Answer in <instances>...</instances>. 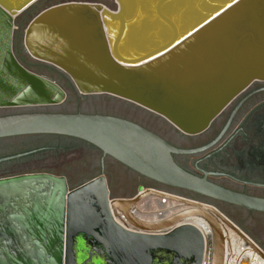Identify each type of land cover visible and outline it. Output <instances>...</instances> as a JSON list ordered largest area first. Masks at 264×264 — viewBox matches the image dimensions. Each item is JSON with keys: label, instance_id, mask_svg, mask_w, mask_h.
Returning <instances> with one entry per match:
<instances>
[{"label": "water", "instance_id": "95a60500", "mask_svg": "<svg viewBox=\"0 0 264 264\" xmlns=\"http://www.w3.org/2000/svg\"><path fill=\"white\" fill-rule=\"evenodd\" d=\"M35 1L0 0V108L66 99L53 79L26 67L58 79L75 106L2 114L0 137L83 140L100 152V171L73 188L47 172L0 177V264H228L234 239L264 264V251L212 204L142 185L131 197H109L103 172L108 156L160 184L264 212V196L219 185L173 161L172 154L201 151L216 138L179 148L106 114L130 115L170 140L167 122L187 135L205 131L252 82H264V0ZM55 2L30 19L22 44L28 19ZM167 201L180 206L162 215L157 208ZM143 202L157 217L136 214Z\"/></svg>", "mask_w": 264, "mask_h": 264}, {"label": "rangeland", "instance_id": "374dc122", "mask_svg": "<svg viewBox=\"0 0 264 264\" xmlns=\"http://www.w3.org/2000/svg\"><path fill=\"white\" fill-rule=\"evenodd\" d=\"M37 1H35L33 4H35ZM113 2H115V0H113ZM56 3H60V2L51 3L42 7L41 9L37 10L28 19L22 30V44H23V32L30 19L45 7H48ZM33 4H31L28 8H30ZM27 9H25L23 12H25ZM23 12L19 13L14 17L12 48H13L15 30L18 26L20 16ZM26 68L35 71L28 67ZM48 77L53 79L65 91L66 99L62 103L56 105H44V106H37L30 108H0V115L14 113L18 111L73 110L75 104L71 99L68 91L63 86V84L58 79H56L51 75H48ZM78 97L80 100L85 99V95H81L79 93H78ZM167 123L170 129L173 142L184 145L190 140L197 141L199 139V135H185L183 133H179L175 127H173L169 122ZM57 144L59 147H55L57 146ZM42 146H53V147L33 150L9 158L1 159L0 177L11 174L28 173V172H47L53 175L64 176L69 187H76L77 185L94 177L100 171V152L96 148H88L86 144H83L76 138L65 135L23 134V135H14L8 137H0V156L27 151ZM178 158L181 159L184 158V156H178ZM103 172L111 196L127 197L130 195H134L137 192L138 186L142 185L144 187L156 188L174 194L182 195L184 197H188L191 199H196L199 201L210 203L213 206H215L219 211H221L226 217H228L232 222L238 225V227H240V229H242L246 234H247L246 231H248L253 236V239H255L253 241L264 251V212L247 211L239 206L222 202L219 200L210 199L182 188L160 185L153 181L143 179L137 173L131 171L130 169L126 168L125 166H123L122 164H120L119 162L108 156H105L103 158ZM214 179L227 186L235 187L238 189L241 188L240 184L231 182L224 177H215ZM247 189L255 193L264 192V190L260 187L247 186ZM144 204L145 202H143V204L142 203L138 204L137 208L139 210H137V212L144 209L143 206ZM149 209L151 210V207Z\"/></svg>", "mask_w": 264, "mask_h": 264}, {"label": "flooded vegetation", "instance_id": "af4514ba", "mask_svg": "<svg viewBox=\"0 0 264 264\" xmlns=\"http://www.w3.org/2000/svg\"><path fill=\"white\" fill-rule=\"evenodd\" d=\"M239 101L240 103L228 125L221 132L229 114ZM106 114L119 116L137 123L158 135L170 145L179 148L200 147L216 138L212 144L201 151L189 154H172L173 161L194 175L201 176L205 172L207 179L219 185L264 196V192L255 193L247 189V186H251L260 187L264 190V82H252L222 110L205 131L196 134L199 135L197 141L190 140L184 145L173 142L154 127L130 115ZM77 140L86 144L88 148H95L83 140ZM178 156H184V158L180 159ZM139 176L150 180L141 175ZM215 177H224L231 182L240 184L241 188L238 189L222 184L216 181ZM230 260L232 261V259Z\"/></svg>", "mask_w": 264, "mask_h": 264}, {"label": "bare ground", "instance_id": "6f19581e", "mask_svg": "<svg viewBox=\"0 0 264 264\" xmlns=\"http://www.w3.org/2000/svg\"><path fill=\"white\" fill-rule=\"evenodd\" d=\"M150 202H152V204L154 203V198L150 197L149 198ZM154 205V204H153ZM180 205L174 201H167L163 206H159L157 208V211H159L162 215H166L169 214L170 212H172L173 210L177 209ZM142 211V212H141ZM157 211H152V210H147L146 208L143 210H140L138 212H136V214L140 217H143L145 219H151V218H155L157 217L156 212ZM195 223H197L196 221H194ZM232 234V233H230ZM234 238V237H233ZM236 240L235 244L236 247L233 249V255L229 258L232 259L233 264H263L261 263L257 257L252 253L247 251L246 249H244L242 246L239 245L240 241L238 239H234ZM238 249L241 254L240 256H236V250ZM228 260V264H231V260ZM236 262V263H235Z\"/></svg>", "mask_w": 264, "mask_h": 264}, {"label": "crops", "instance_id": "0c3cea01", "mask_svg": "<svg viewBox=\"0 0 264 264\" xmlns=\"http://www.w3.org/2000/svg\"><path fill=\"white\" fill-rule=\"evenodd\" d=\"M34 72H36V73H39V74H43V75H45V76H47L48 77V75H46V74H44V73H40V72H37V71H34ZM50 78V77H49ZM68 185V184H67ZM108 186V185H107ZM68 187H69V185H68ZM69 188H73V187H69ZM110 193V192H109ZM132 195H130V196H127V197H131ZM110 197H118V196H111L110 195ZM127 197H120V198H127ZM232 247H233V249L236 247V244L235 243H233L232 242ZM236 250V256L238 257V256H240V254H241V252L238 250V249H235ZM236 263V262H235ZM231 264H233V261H231ZM238 264V263H237Z\"/></svg>", "mask_w": 264, "mask_h": 264}, {"label": "trees", "instance_id": "16d2710c", "mask_svg": "<svg viewBox=\"0 0 264 264\" xmlns=\"http://www.w3.org/2000/svg\"><path fill=\"white\" fill-rule=\"evenodd\" d=\"M90 145V144H89ZM247 232V234H248V236L250 237V238H252V240H255V239H253V236L248 232V231H246Z\"/></svg>", "mask_w": 264, "mask_h": 264}]
</instances>
